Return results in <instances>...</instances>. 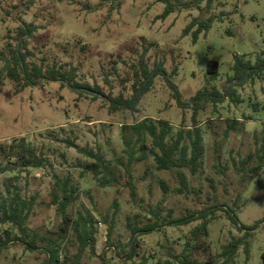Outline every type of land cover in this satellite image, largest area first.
Instances as JSON below:
<instances>
[{
    "label": "rangeland",
    "instance_id": "obj_1",
    "mask_svg": "<svg viewBox=\"0 0 264 264\" xmlns=\"http://www.w3.org/2000/svg\"><path fill=\"white\" fill-rule=\"evenodd\" d=\"M181 1L180 8L163 20L158 16L165 4L156 0H0V73L5 64L2 53L9 56V46H17L19 28L30 26L32 35L26 36L24 49L31 54L27 60L42 65L45 72L75 70V82L92 88L75 92L66 83L43 79L40 85L19 92L13 80L0 74V144L25 138L37 156L44 159L42 167L23 169L16 166V159L12 164L0 157V164L13 169L0 173V194L7 196L17 190L25 200L33 201L25 231L27 240L36 237L40 246V238L51 236L62 221L53 203L55 175L70 177L71 183L79 187L78 199L68 208V215L89 213L96 221V253L88 247L82 264H133L140 263L143 256L148 258L146 264H163L166 258L162 244L170 242L177 244L180 252L200 221L138 236V257L127 259L131 250L129 218L132 225L154 221L151 210L159 204L162 217L171 211L173 217H180L225 203L235 208L242 225L264 220V188L253 182L244 184L233 167V159L255 153L254 132L264 127L263 80L237 89L242 103L226 98L217 106L210 103L198 111L197 124L205 150L202 168L196 175L189 173L195 193L180 194L175 171L158 170L149 155L132 168L138 202L130 194L122 165L127 162L122 139L125 126L151 118L170 123L175 132L193 129L194 110L178 106L162 77L156 79L135 112H111L107 99L93 92L95 86H100L105 94L131 96L134 66L139 67L145 54L151 68L163 64L183 100L190 102L206 86L215 85L225 91L236 55H246L255 62L257 54L264 50V0H203L201 7L195 4L196 0ZM185 4L192 7L187 9ZM195 19H213L210 31L202 33L197 42L192 37L197 25L187 36L183 34ZM210 61L219 63L220 75L208 84ZM255 103L260 110L256 113L252 108ZM233 120L244 122V129L226 135L228 122ZM68 141L75 145L70 146ZM147 142L151 144L149 138ZM81 149L100 152L115 167L120 183L116 187L99 186L86 168L95 160ZM257 177L264 183V173ZM161 182L166 183V192ZM215 216L206 243L213 255L219 254L233 237L245 235L224 211ZM6 232L13 242L4 251L1 264H41L45 258L41 250L30 251L15 240L23 235L18 228L0 223L2 238H6ZM250 239L249 259L241 248L235 264H263L264 222ZM62 246L73 257L79 250V241L72 236ZM195 257L199 264L209 262L201 250Z\"/></svg>",
    "mask_w": 264,
    "mask_h": 264
},
{
    "label": "trees",
    "instance_id": "obj_2",
    "mask_svg": "<svg viewBox=\"0 0 264 264\" xmlns=\"http://www.w3.org/2000/svg\"><path fill=\"white\" fill-rule=\"evenodd\" d=\"M159 3L165 4L164 11L158 19H167L171 14L176 12L182 4L181 0L174 2L173 0H156ZM212 0H209L211 3ZM203 0H196L195 4L201 7ZM210 5V4H209ZM185 8H190L192 5L185 4ZM212 20L199 21L193 20L188 25L183 34L187 36L188 33L197 25V29L192 33L193 41L197 42L202 33L207 34L212 28ZM33 28L20 27L17 37V46H9V56H4L2 59L5 64L1 69L0 74H4L16 84L17 91H23L27 87H34L41 84L43 79L61 81L63 85L66 83L73 91L77 92L79 88L92 89L90 86H84L75 82L76 72L52 69L47 72L42 65H38L27 60L30 52H25L26 36L31 37ZM148 51L147 49L145 50ZM134 70V83L132 85L131 96H125L120 93L117 96L112 94H105L100 86H95L93 92L101 95L107 99L109 109L113 113L123 110L137 111L138 105L143 97L149 93L157 78L162 77L166 82L168 88L172 92L174 100L182 109L190 108L194 110L193 121L195 127L193 129L174 131L173 126L164 120H153L146 118L136 124L125 126L122 139L125 145V154L127 155V162L124 165V171L127 175V186L130 194L135 202L137 201V186L134 182L133 166L137 162H143L149 155L153 156L158 170L175 171L180 181L178 192L180 194L195 193L189 180V173L196 175L203 165L204 157V142L203 134L197 124L198 111L205 108L206 105L212 103L217 106L223 103L226 98H229L233 103H242L237 89L244 87L246 84L256 80L264 81V50L257 54V59L252 62L246 55H236L235 63L232 66V75L229 76L227 84L224 86V92L220 91L215 85L212 88L204 87L200 89L190 102L183 100V95L179 90L178 85L173 81L172 76L163 67V64H157L151 68L143 54L139 60V67L136 66ZM219 63L217 61H210L208 63L206 81L208 84L216 81L220 75ZM177 71H174L175 75ZM97 98V96H95ZM259 104H252L253 112H259ZM264 111V108L262 109ZM250 119V118H248ZM244 129V122L233 120L228 122L226 135L231 131H241ZM150 139L151 144L147 142ZM70 146H74V142L68 141ZM255 153L248 154L239 160L233 159V167L244 184L255 183L259 188H264V183L261 178L257 176L264 173V127L259 131L254 132ZM220 148L217 149V151ZM88 158L95 161L87 164L86 168L91 171L94 179L101 187H116L120 183V177L115 172V167L111 166L110 161L105 160L100 152L93 150L81 149ZM0 157L3 160L12 163L15 160L16 166L19 168L28 167H42L44 159L39 158L36 154L35 148L27 142L25 138H20L11 144H0ZM13 171L8 165L0 164V173ZM164 191H167L165 182H161ZM8 191L10 189L8 188ZM79 187L71 183V178L66 177L62 179L55 175V190L53 192V203L57 205L58 212L62 217V221L58 226V230L51 233V236H42L40 246L37 244L36 237L27 240L28 234L27 221L33 207V201L25 200L19 191L15 190L13 194L3 196L0 194V223H10L20 230L22 236L15 237V240L23 243L28 250H41L45 258L41 264H82V257L88 247L91 248L95 254V234L97 231L96 221L89 213L86 215L79 214L77 217L68 215V208L78 199ZM115 206L117 204L115 203ZM163 208L159 204L156 209H152L155 220H150L146 224L140 225L136 223L132 225L129 218L128 227L131 231V250L127 254L128 260H135L138 257V236L149 235L155 231H161L165 227H180L190 225L200 221V223L191 230L192 239L188 240L183 249L178 252L177 244L174 242L162 244V255L166 259L163 264H199L196 259V252L200 250L204 255H208V264H235L237 255L241 248H243L247 259L250 256L251 249V235L257 230L264 220L255 222L253 225H242L239 216L234 207L227 206L225 203L216 204L214 206H205L201 210L188 212L180 217H173L172 211L168 216L162 217ZM218 211H224L231 223L239 230L245 231L244 237H233L230 242L223 246L219 254H212L210 246H207V240L210 232L209 227L211 222L215 219ZM113 225L109 228V233H112ZM37 235V234H36ZM75 236L79 241V250L73 256H68V249L62 246V243ZM13 239L6 232V238L0 235V264L4 251L9 248ZM140 263L133 262V264H146L148 258L143 256ZM264 264V253H263Z\"/></svg>",
    "mask_w": 264,
    "mask_h": 264
}]
</instances>
